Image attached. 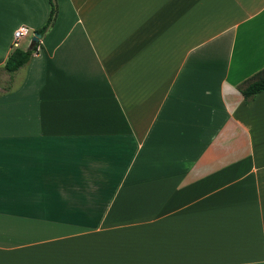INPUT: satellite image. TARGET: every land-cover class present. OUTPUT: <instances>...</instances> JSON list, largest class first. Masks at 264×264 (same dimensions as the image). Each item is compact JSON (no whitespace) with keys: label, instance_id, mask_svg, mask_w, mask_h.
<instances>
[{"label":"crops","instance_id":"crops-1","mask_svg":"<svg viewBox=\"0 0 264 264\" xmlns=\"http://www.w3.org/2000/svg\"><path fill=\"white\" fill-rule=\"evenodd\" d=\"M52 1L8 72L0 0V264H264V0Z\"/></svg>","mask_w":264,"mask_h":264},{"label":"trees","instance_id":"trees-1","mask_svg":"<svg viewBox=\"0 0 264 264\" xmlns=\"http://www.w3.org/2000/svg\"><path fill=\"white\" fill-rule=\"evenodd\" d=\"M49 4V11L47 18L42 26H40L35 32L38 34H41L46 30L47 27L51 24L54 13H55V7L52 0H48ZM38 45V41L31 42V47L20 50L18 48H14L7 56L5 63H4V69L8 72L16 70L18 67L23 65L31 56L32 52L35 50V47ZM264 89V68H262L260 71L252 75L249 79H247L244 83V85L240 89V93L244 99H249L257 92Z\"/></svg>","mask_w":264,"mask_h":264},{"label":"built area","instance_id":"built-area-1","mask_svg":"<svg viewBox=\"0 0 264 264\" xmlns=\"http://www.w3.org/2000/svg\"><path fill=\"white\" fill-rule=\"evenodd\" d=\"M29 29L25 26H19L16 29H14L12 36H13V42L17 41L22 36H25L28 33Z\"/></svg>","mask_w":264,"mask_h":264},{"label":"water","instance_id":"water-1","mask_svg":"<svg viewBox=\"0 0 264 264\" xmlns=\"http://www.w3.org/2000/svg\"><path fill=\"white\" fill-rule=\"evenodd\" d=\"M38 37H39V34L37 32H34L32 37H31V40L32 41H37Z\"/></svg>","mask_w":264,"mask_h":264}]
</instances>
